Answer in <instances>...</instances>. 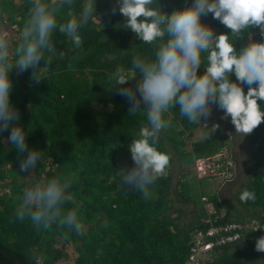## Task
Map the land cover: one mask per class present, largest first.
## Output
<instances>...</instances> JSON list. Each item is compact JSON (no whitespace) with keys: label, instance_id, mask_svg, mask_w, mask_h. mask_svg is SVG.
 <instances>
[{"label":"trees","instance_id":"16d2710c","mask_svg":"<svg viewBox=\"0 0 264 264\" xmlns=\"http://www.w3.org/2000/svg\"><path fill=\"white\" fill-rule=\"evenodd\" d=\"M9 28L12 42L0 39L13 47L0 50V264H61L68 246L74 264H186L193 235L209 228L204 196L215 216L226 210L220 224L264 226V0H0V35ZM195 34L209 46L188 66L183 47ZM211 109L225 131L247 134L248 181L220 203L181 175L180 200L194 211L181 228L174 157L183 173V158L229 149L224 136L185 151ZM257 235L247 230L205 264H264Z\"/></svg>","mask_w":264,"mask_h":264},{"label":"rangeland","instance_id":"374dc122","mask_svg":"<svg viewBox=\"0 0 264 264\" xmlns=\"http://www.w3.org/2000/svg\"><path fill=\"white\" fill-rule=\"evenodd\" d=\"M180 27L183 30L186 29L190 32L193 30V28L189 26L188 21H184V20H180ZM15 32H16V28L14 31H12L11 28H9L7 31L5 30V32H2L0 35L1 41H4L7 38H9V41H11V37L15 36ZM4 44H8V46H5ZM201 44L205 46H209V40L206 37V35L195 34L189 37L188 43L184 45L182 52V59L184 64L188 66H196L195 57L197 53V47ZM12 49H13L12 44L9 42L7 43L3 42V44L0 47V50L5 52L7 55L12 54ZM204 92H206L205 88H204ZM206 94L209 93L207 92ZM198 100H201V97H197L193 101H198ZM209 104L212 107L213 103L210 98H209ZM213 117H214V111L211 109V113L204 115V117L202 118L200 127L196 131L190 133L187 136L186 138L187 147L185 151L190 152L191 146L195 142L202 141L208 138L220 139L221 137L225 136L226 140L228 141V144H230L229 145L230 150L228 148L226 150H228V152H230L231 155H233L234 157V160L237 164L238 178L233 184L231 183L226 185V187H224V189L220 192L218 197L221 199L222 202H223V198H225L232 203L233 202L232 194L234 193V191L243 188L248 181L247 176L245 174V169L250 163L251 148L248 145L247 134L241 131L236 124L226 123L225 126L230 127L231 132L229 128H227L228 131L227 130L225 131V128L220 124H218L216 122V119ZM218 118L220 119V117ZM169 153L173 156V153L171 151H169ZM174 159L176 161V168L173 170V172L170 175L171 176L170 200L172 201L171 211H173L172 214L175 218L176 224L182 228L187 226L190 222L194 220V211L192 205L184 204L180 200L178 194L179 186L177 184V181L179 180V178L182 177L181 175L183 176L186 175L187 177L186 179L188 182H192V180H194L193 179L194 177L196 178L197 181H203L201 184V190L208 194L216 195L217 194L216 192H219L218 189L221 190V185L217 183L215 185V182L214 183L211 181L207 182V180L205 179L199 180L196 174H194V167H193L194 163H192V161L189 160L187 157L181 160L182 161L181 166L183 167V171H185L181 173V169H179L178 167L179 161L175 157ZM187 172H191L193 175L192 174L187 175L186 174ZM205 207L208 211L209 206L205 205ZM177 213L179 214V216H177ZM65 253H66V257L61 264H74L76 255L73 247L68 246L65 250Z\"/></svg>","mask_w":264,"mask_h":264},{"label":"built area","instance_id":"2783aa9c","mask_svg":"<svg viewBox=\"0 0 264 264\" xmlns=\"http://www.w3.org/2000/svg\"><path fill=\"white\" fill-rule=\"evenodd\" d=\"M193 167L194 174L199 180L205 179L207 182L211 181L215 182V185L216 183L221 185V190L218 189L219 192H216V195H219L226 185L233 184L238 177L237 164L233 155L226 149L221 150L215 156L195 160ZM202 200L209 206V217L206 220L209 228L193 235L190 256L186 264H205L212 259L215 249L239 243L247 230L258 233L255 242L258 247L264 246V226L261 227L255 221L248 225H243L241 222L222 225L219 221L226 217V210L223 209L222 215L217 217L208 198L203 197ZM242 201L244 203L245 199L243 198ZM211 216H215V218L213 219Z\"/></svg>","mask_w":264,"mask_h":264},{"label":"water","instance_id":"95a60500","mask_svg":"<svg viewBox=\"0 0 264 264\" xmlns=\"http://www.w3.org/2000/svg\"><path fill=\"white\" fill-rule=\"evenodd\" d=\"M204 93V92H203Z\"/></svg>","mask_w":264,"mask_h":264}]
</instances>
